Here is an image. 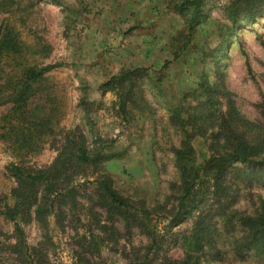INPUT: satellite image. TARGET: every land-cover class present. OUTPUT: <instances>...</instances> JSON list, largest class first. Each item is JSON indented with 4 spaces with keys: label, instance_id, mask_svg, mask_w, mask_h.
<instances>
[{
    "label": "rangeland",
    "instance_id": "obj_1",
    "mask_svg": "<svg viewBox=\"0 0 264 264\" xmlns=\"http://www.w3.org/2000/svg\"><path fill=\"white\" fill-rule=\"evenodd\" d=\"M15 1L18 5L8 17L29 48L25 53L27 62L59 65L47 76L55 86L63 114L54 134L44 138L34 152L17 150L0 139V205L15 186L10 167H49L63 135L75 130L85 137L88 150L103 148L108 152L103 172L111 178L114 189L133 203L155 210L151 225L165 240L161 249L149 254L150 264H167L165 258L179 260L183 249L173 245L172 235L189 230L198 212L179 226L166 229L168 211L175 204L171 186L178 183L173 149L181 140L169 125L170 109L180 103L187 106L182 96L197 89L203 74L212 83L218 81L220 69L239 111L250 120H260L258 106L264 102V20L238 33L249 57V69L240 42L233 38L229 45L210 54L217 50L221 36H226V11L232 0H204L208 18L195 29L191 42L176 60L174 39L184 27L173 8L179 0ZM167 61L170 63L165 66ZM136 69L143 73L135 78L123 114L119 110L120 96L128 85L104 95L100 86L122 71ZM3 71L7 67L1 61L0 80ZM81 99L91 103L90 110L83 109ZM187 101L195 103L191 96ZM32 106L40 111L43 100H35ZM7 108L0 106V123ZM193 145L200 163L208 153L205 141L196 137ZM91 172L77 179L75 205L68 203L62 209L56 206L46 216V229L34 219L22 225L25 242L41 250L48 264H135L133 259L145 254L148 238L137 227L127 233L119 216L113 217L111 226L108 213L97 204L94 185L87 182L97 176ZM238 195L235 208L252 214L258 198L264 200V188L256 183L250 187L241 184ZM165 205L167 208L156 210ZM103 226L106 228L101 230ZM112 227L117 231L114 237L118 243L108 240ZM12 237L13 224L0 220V264H21L7 249L9 243H15ZM205 264L264 262L246 252L242 260L227 253L223 261Z\"/></svg>",
    "mask_w": 264,
    "mask_h": 264
},
{
    "label": "trees",
    "instance_id": "obj_2",
    "mask_svg": "<svg viewBox=\"0 0 264 264\" xmlns=\"http://www.w3.org/2000/svg\"><path fill=\"white\" fill-rule=\"evenodd\" d=\"M203 4L204 0H179L173 5L175 13L184 21L182 32L174 39L177 43L173 53L175 60L191 42L195 29L207 20ZM17 5L15 0H0V62L4 61L7 67L0 80V106L8 107L1 119L0 139L17 150L34 152L44 138L54 134L63 114L55 86L47 76L59 65L38 66L27 62L25 53L29 48L8 17ZM226 12L229 20L226 36H221L217 50L210 54L229 45L233 38L240 42L250 69L249 57L238 33L264 20V0H232ZM169 63L167 61L165 66ZM142 73V69H136L112 76L100 86L101 95L128 85L119 103L120 112L126 114V101L135 87V78ZM218 75V81L212 83L203 74L197 89L182 96V102L188 105L180 103L170 109L169 125L180 134L181 140L173 149L178 183L171 186L175 204L168 211L166 229L177 227L198 213L189 230L172 235L173 245L183 249V257L179 260L165 258L167 264L220 262L227 253L242 260L246 252L254 253L264 262V200L258 198L252 214L241 212L234 205L241 184L250 187L256 183L264 188V102L258 106L260 120L248 119L232 99L220 69ZM190 96L194 104L187 101ZM38 99L44 103L40 111L32 108ZM81 106L88 111L91 103L81 99ZM196 137L203 138L208 151L200 163L193 145ZM57 152L53 163L44 169L10 167L15 186L10 197L0 205V220L13 224L15 243L7 245L10 253L21 264H48L41 250L25 242L22 225L34 219L46 229V216L56 206L62 209L68 203L75 205L77 179L86 178L88 170H92L90 175L97 176L87 182L94 185L98 206L108 213L111 226H114L113 217L119 216L127 233L132 227L145 232L149 241L146 252L133 260L135 264H150L149 254L153 249H161L165 240L156 226L151 225L155 210L133 203L114 189L111 178L103 172L108 152L103 148L91 152L85 145V137L75 130L63 135ZM163 208L167 206H159L156 210ZM104 228L106 226L101 230ZM116 233L112 227L110 242L118 243L114 237Z\"/></svg>",
    "mask_w": 264,
    "mask_h": 264
}]
</instances>
